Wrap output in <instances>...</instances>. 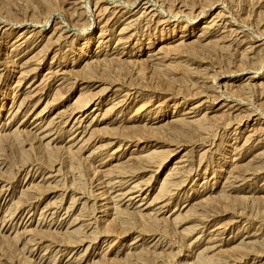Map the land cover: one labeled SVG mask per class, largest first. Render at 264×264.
I'll return each mask as SVG.
<instances>
[{
    "label": "rangeland",
    "instance_id": "374dc122",
    "mask_svg": "<svg viewBox=\"0 0 264 264\" xmlns=\"http://www.w3.org/2000/svg\"><path fill=\"white\" fill-rule=\"evenodd\" d=\"M0 264H264V0H0Z\"/></svg>",
    "mask_w": 264,
    "mask_h": 264
},
{
    "label": "bare ground",
    "instance_id": "6f19581e",
    "mask_svg": "<svg viewBox=\"0 0 264 264\" xmlns=\"http://www.w3.org/2000/svg\"><path fill=\"white\" fill-rule=\"evenodd\" d=\"M252 78H257V75H256V73H255V75H253V76H252Z\"/></svg>",
    "mask_w": 264,
    "mask_h": 264
}]
</instances>
